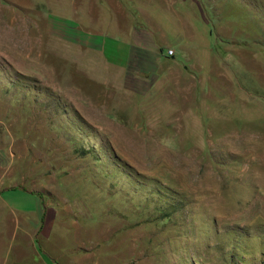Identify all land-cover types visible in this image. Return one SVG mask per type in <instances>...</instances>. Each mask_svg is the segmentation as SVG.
Returning <instances> with one entry per match:
<instances>
[{
	"label": "rangeland",
	"instance_id": "374dc122",
	"mask_svg": "<svg viewBox=\"0 0 264 264\" xmlns=\"http://www.w3.org/2000/svg\"><path fill=\"white\" fill-rule=\"evenodd\" d=\"M54 1L0 0V264H264V0L174 5L124 70Z\"/></svg>",
	"mask_w": 264,
	"mask_h": 264
},
{
	"label": "crops",
	"instance_id": "0c3cea01",
	"mask_svg": "<svg viewBox=\"0 0 264 264\" xmlns=\"http://www.w3.org/2000/svg\"><path fill=\"white\" fill-rule=\"evenodd\" d=\"M36 4L39 5L37 2ZM54 5H67V7H63V11L66 12L67 10V17H64L62 20L63 24L69 26L77 24L78 28H80L78 29L77 39L70 40L68 38L67 41H64V44L68 47V51H70V43L75 44L78 46L76 48L79 51L82 47L85 49L84 55L86 57L98 59L100 63L102 62L101 58H104L111 66L124 70L129 58H171L166 56L165 47L162 46L163 43H166L171 48L170 50H172L177 47V44L182 39V33L184 34L182 19L172 7L174 5L197 4L193 0H55ZM75 5H77V8ZM84 5H97V17L89 11V6L84 9ZM100 5H108L114 19L112 25L113 34L119 35L123 39L122 42H115L112 47H106L100 36L101 33L82 30L83 25L101 27L102 20L99 17L101 15ZM128 5L134 6L130 7ZM155 7L164 14V16L160 15V19H166L164 20L165 23L161 22L162 20L155 22L149 18L148 11ZM135 14L137 15L135 16ZM123 18L141 19V22L137 28L132 27V25L124 26L121 21ZM167 27H169L168 31L172 30L174 32L175 43L165 42L167 36L165 29ZM155 33H159L160 36L155 37ZM135 35L138 38H135ZM80 52L83 51L81 50ZM38 208L39 205H37L36 211Z\"/></svg>",
	"mask_w": 264,
	"mask_h": 264
},
{
	"label": "built area",
	"instance_id": "2783aa9c",
	"mask_svg": "<svg viewBox=\"0 0 264 264\" xmlns=\"http://www.w3.org/2000/svg\"><path fill=\"white\" fill-rule=\"evenodd\" d=\"M166 56H167V57H172V56H173V51H172V50H168V51L166 52Z\"/></svg>",
	"mask_w": 264,
	"mask_h": 264
}]
</instances>
